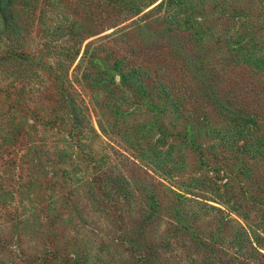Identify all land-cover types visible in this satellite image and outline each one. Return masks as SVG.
Wrapping results in <instances>:
<instances>
[{
    "label": "rangeland",
    "instance_id": "1",
    "mask_svg": "<svg viewBox=\"0 0 264 264\" xmlns=\"http://www.w3.org/2000/svg\"><path fill=\"white\" fill-rule=\"evenodd\" d=\"M8 10L0 264H264V0Z\"/></svg>",
    "mask_w": 264,
    "mask_h": 264
},
{
    "label": "trees",
    "instance_id": "2",
    "mask_svg": "<svg viewBox=\"0 0 264 264\" xmlns=\"http://www.w3.org/2000/svg\"><path fill=\"white\" fill-rule=\"evenodd\" d=\"M10 1L11 0H0V15H1V19H2L3 23H5L6 25H10V20H11V18L13 16V14L8 10V4H9ZM57 95L60 97L59 92L57 93ZM218 102H220V103H219V105H217V109L219 110L220 114L221 115H225V118H229L231 120V123H233L232 128L235 129V130L231 131L232 132V137H233V132H234L235 135H244V136L245 135H249L250 130H251V128L249 127V123L251 124V122L253 121V118L250 117V116L249 117L241 116L239 112L234 110L228 104H226V103H224L222 101H218ZM239 120L241 122L239 124H237V121H239ZM227 134L229 136L228 132H227ZM224 135H226V133H224ZM223 138H224V136L222 137V139ZM258 140L260 141L261 138H259ZM257 148H259V147H257ZM147 220L149 221L150 219L147 218L146 220H144L143 221V225L148 222ZM42 259H44V255L41 256V261H42ZM79 260L80 259L78 257L75 259V261L77 263L84 264L83 262H81ZM43 261H44L43 263H48V259L46 257H45V259Z\"/></svg>",
    "mask_w": 264,
    "mask_h": 264
}]
</instances>
